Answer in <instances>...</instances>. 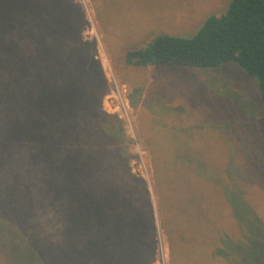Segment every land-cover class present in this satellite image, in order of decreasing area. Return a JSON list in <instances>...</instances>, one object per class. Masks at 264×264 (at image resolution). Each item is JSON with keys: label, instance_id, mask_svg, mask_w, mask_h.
I'll return each instance as SVG.
<instances>
[{"label": "trees", "instance_id": "1", "mask_svg": "<svg viewBox=\"0 0 264 264\" xmlns=\"http://www.w3.org/2000/svg\"><path fill=\"white\" fill-rule=\"evenodd\" d=\"M91 2L100 23L142 4ZM85 26L76 0H0V200L11 191L12 204L24 208L23 215L14 213L24 219V230L15 228L0 239L4 264L154 260V226L149 208L141 203L143 192L136 187L133 203L123 188H116L120 176L115 172L125 158L110 145L122 144L123 135L119 120L117 124L100 112L106 82L93 43L83 40ZM195 31L128 44L124 63L196 69L233 63L256 81L264 103V0H230L224 12L209 15ZM200 157L195 152L187 157L192 170L200 164L205 168ZM115 191L117 199L111 195ZM38 197H48L52 205ZM35 210L53 212L48 225L59 237L48 246L51 254L44 255L39 241L21 237L37 236L28 215ZM97 236H109L104 252L64 251L67 246L85 248ZM95 243L98 248L99 241Z\"/></svg>", "mask_w": 264, "mask_h": 264}, {"label": "rangeland", "instance_id": "2", "mask_svg": "<svg viewBox=\"0 0 264 264\" xmlns=\"http://www.w3.org/2000/svg\"><path fill=\"white\" fill-rule=\"evenodd\" d=\"M229 1L142 0L100 23L91 0H76L86 20L83 40L93 43L106 82L100 112L119 120L123 135L122 144L110 145L125 158L115 172L120 176L116 188L134 203L139 187L145 196L141 203L151 212L155 255L150 264H264V103L256 81L233 63L216 69L124 63L128 44L158 34L191 36L206 17L224 12ZM136 95L141 101L133 105ZM157 99L167 101L171 112L155 124L142 121L141 104L156 105ZM194 152L205 168H190L187 157ZM111 195L117 199L119 194ZM12 196L10 191L0 200V239L15 228L24 230V219L14 214L23 215L24 208L12 204ZM47 199L39 201L48 205ZM52 213H28L37 236H21L39 241L44 255L51 254L48 246L59 237L48 225ZM108 237L97 236L98 248L91 239L85 248L64 251L104 252Z\"/></svg>", "mask_w": 264, "mask_h": 264}, {"label": "crops", "instance_id": "3", "mask_svg": "<svg viewBox=\"0 0 264 264\" xmlns=\"http://www.w3.org/2000/svg\"><path fill=\"white\" fill-rule=\"evenodd\" d=\"M151 66H147V68H150ZM154 67H159V66H154ZM145 83L147 85L152 84L153 80L151 79V77L147 76V78L145 77ZM144 88L146 86H143ZM142 96L136 95L132 101H133V105H135L136 103H138V101H141ZM158 100V99H157ZM168 102L165 100H158L156 102V105H153L152 103H144L141 104L139 110H141V114H140V119L142 121L148 120L150 122H153L154 124L156 122H160V120L164 119V114H169L171 112V107L169 104H167ZM152 113V114H151ZM158 113V114H157ZM147 114H150V118L145 117ZM155 114V115H154ZM155 127H158V125H156ZM162 128V127H161ZM161 128H157V129H161ZM157 132H160L159 130H156ZM147 143L150 147L155 146V143L152 142V140L150 138H148ZM152 143V144H151ZM152 145V146H151ZM152 150V148H151Z\"/></svg>", "mask_w": 264, "mask_h": 264}, {"label": "built area", "instance_id": "4", "mask_svg": "<svg viewBox=\"0 0 264 264\" xmlns=\"http://www.w3.org/2000/svg\"><path fill=\"white\" fill-rule=\"evenodd\" d=\"M160 251H162V249H160Z\"/></svg>", "mask_w": 264, "mask_h": 264}]
</instances>
